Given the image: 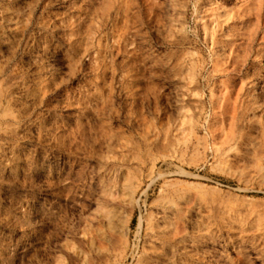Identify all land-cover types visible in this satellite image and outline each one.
<instances>
[{
  "label": "rangeland",
  "instance_id": "obj_1",
  "mask_svg": "<svg viewBox=\"0 0 264 264\" xmlns=\"http://www.w3.org/2000/svg\"><path fill=\"white\" fill-rule=\"evenodd\" d=\"M250 74L264 0H0V264H264ZM251 212L258 251L212 236Z\"/></svg>",
  "mask_w": 264,
  "mask_h": 264
},
{
  "label": "bare ground",
  "instance_id": "obj_2",
  "mask_svg": "<svg viewBox=\"0 0 264 264\" xmlns=\"http://www.w3.org/2000/svg\"><path fill=\"white\" fill-rule=\"evenodd\" d=\"M263 94H264V75L262 76L261 75L258 76L257 74L248 75L246 79V84L241 89V94H240L241 97L240 99L243 101L244 109H242L240 112L236 114V120L238 121V123L242 122L240 134H234L229 142V145L232 148H234V152H240V151L243 152L242 149L246 147H248V149L250 150L251 149L254 150L258 148L257 140H259L258 139L259 137L262 139V143H264L263 124H261L260 126V130L258 133L259 137L252 134L251 132L252 131L251 125L253 124L252 119L254 116L256 117L255 113L259 112V114L260 113H262V115L264 114V99H261ZM262 147H264V145ZM256 154L258 153L256 152ZM184 200H186L184 193L179 191L172 192L168 197V199L166 200V204H165L166 212L170 214L172 212H175L178 215L180 212V207L183 204ZM232 212H236V211L233 210ZM253 213L254 212H251L248 215L235 213L237 215H235L234 221L237 222V224L232 226L229 225L225 233L222 232V229L220 227L216 228V230L212 231V236L215 237L218 236L219 238L223 239V242H225L224 247L231 245L233 249L241 248V249H245L246 252L258 251L257 246L254 242L255 239L253 238L252 233L249 231V226L251 225V223H255V221L253 220L254 218ZM167 229L171 230V234H174L176 230L174 227V223L167 224ZM173 238H174L173 241L166 242V244L172 249H177V251L179 252L181 250L182 245L184 244V238L175 239V236ZM203 239H207V238H203ZM253 259L258 260V258H253Z\"/></svg>",
  "mask_w": 264,
  "mask_h": 264
}]
</instances>
